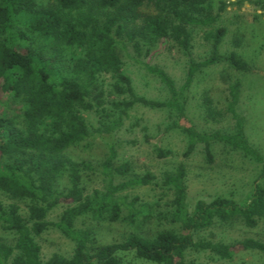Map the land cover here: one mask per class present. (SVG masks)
<instances>
[{
  "label": "trees",
  "instance_id": "1",
  "mask_svg": "<svg viewBox=\"0 0 264 264\" xmlns=\"http://www.w3.org/2000/svg\"><path fill=\"white\" fill-rule=\"evenodd\" d=\"M244 1L264 9V0H238L236 4ZM204 2L52 0L42 4L38 0H0V87L8 97L24 101L21 111L0 115V228L14 239L9 243L0 236V264H125L128 255L155 264H204L187 259L188 254L217 260H231L241 252L264 254V242L253 238L231 244L199 235L216 225L240 220L253 228L264 217V155L248 140L246 118L239 111L240 83L229 86L223 109H216L208 96L203 101L205 117L230 118L231 133L201 131L187 113L194 76L220 60L218 48L225 35V29L218 28L208 36L212 40L211 56L200 62L193 59L188 27L213 22L226 7L222 1L215 16L202 19L195 12ZM151 3L157 13L143 15L142 8ZM102 10L108 11L103 21L99 17ZM161 40L174 42L188 56L187 75L180 86L163 69L140 59L145 42L155 45ZM126 44L134 51L136 63L164 86L167 100L136 93L131 78L120 71L122 59L117 47ZM227 61L239 72L250 71L234 52L229 53ZM108 72L116 77L112 90L125 95V100L116 104L120 113L112 129L120 128L123 117L135 106L168 109L175 119L167 130H178L187 138L184 158L203 145L206 161L212 163L211 146L220 143L259 164L246 199L238 202L218 196L191 201L187 170L179 164L175 171L162 174V182L173 193L171 219L183 232L163 231L153 238L132 233L123 241L97 245L92 229L76 228L75 220L84 216L114 222L124 209L130 221L138 215H149L143 206L136 207L137 197L129 200L124 192L146 186L156 177L146 173L117 181L132 169L128 162L116 163V143L110 144L102 163L104 190L90 194L84 193L81 179L91 167L64 154L87 142L89 128L81 111L103 106V92H95L99 77ZM145 140L151 139L145 136ZM157 150L160 157L165 156L161 147ZM63 176L68 187L59 191L56 186ZM59 207L63 210L57 221L48 220ZM51 227L72 241L74 249L68 257L54 254L44 263L37 239Z\"/></svg>",
  "mask_w": 264,
  "mask_h": 264
},
{
  "label": "rangeland",
  "instance_id": "2",
  "mask_svg": "<svg viewBox=\"0 0 264 264\" xmlns=\"http://www.w3.org/2000/svg\"><path fill=\"white\" fill-rule=\"evenodd\" d=\"M38 1L42 4L52 2ZM222 1L226 7L213 22L188 27L192 40V57L197 62L212 54V40L208 37L210 34L218 28H224L225 35L218 48L220 60L202 68L194 76L189 89L187 113L192 123L201 131L231 133L233 124L230 118L226 116L213 120L205 117L203 101L208 96L216 109H223L229 86L235 81L239 82V111L246 118L248 140L264 155V9L249 1L238 5V0H205L195 15L202 19L215 16ZM156 13L157 9L152 3L142 8L143 15ZM107 14L106 10L100 12L102 21ZM142 50L141 60L163 69L174 79L177 86L182 85L187 75L188 56L174 42L161 40L155 45L145 42ZM230 52L236 53L249 66L250 71L239 72L233 69L227 61ZM117 54L122 59L120 71L131 78L137 94L149 99L167 100L164 86L136 63V55L129 44L119 45ZM115 81V75L110 72L99 77L95 93L103 92V106L81 111L89 128V138L86 143L71 147L64 154L73 161L91 167L83 172L81 179L84 193L90 194L96 189L104 190L106 179L102 174V163L109 153L110 144L116 143V163L128 162L132 169L129 175L118 177L117 181L146 173L156 177L146 186L129 188L124 192L129 200L137 197L136 207L143 206L149 215H138L134 221H130L124 209L121 218L114 222L93 221L89 216H84L75 220L76 228L92 229L97 245L123 241L132 233L153 238L163 231L183 232L179 224L171 219L173 193L162 182V174L175 171L179 164H184L187 170L186 185L191 201L199 198L209 200L218 196L233 198L238 202L246 199L258 175L259 164L220 143L211 146L214 156L212 163L206 161L203 145L198 146L189 158H184L187 138L178 130H167L175 119L168 109L135 106L123 117L121 127L112 129V122L120 113L116 104L125 100V95L116 94L112 90ZM23 106L22 99L8 97L0 87V115L19 112ZM145 136L151 140H145ZM158 147L165 152L164 157L158 155ZM56 187L59 191L66 190L67 177L63 176ZM62 210L63 207L55 209L48 216V220L57 221ZM199 235L208 240L231 244L248 238L264 242V217L253 228L247 227L240 220L231 225H216ZM0 236L9 243L14 242L13 236L3 232L1 228ZM37 240L44 263L54 254L68 257L73 253V242L53 227ZM124 259L125 264H155L141 261L134 255H128ZM187 259H195L204 264H264V254L257 252H241L231 260L211 259L191 252Z\"/></svg>",
  "mask_w": 264,
  "mask_h": 264
}]
</instances>
